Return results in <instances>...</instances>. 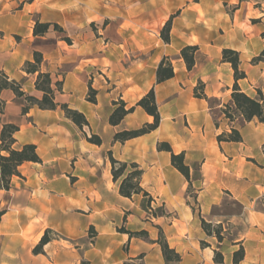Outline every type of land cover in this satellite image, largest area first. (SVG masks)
I'll use <instances>...</instances> for the list:
<instances>
[{
  "label": "crops",
  "instance_id": "1",
  "mask_svg": "<svg viewBox=\"0 0 264 264\" xmlns=\"http://www.w3.org/2000/svg\"><path fill=\"white\" fill-rule=\"evenodd\" d=\"M38 1L0 0V73L41 97L38 73L27 72L25 65L34 61L35 50L42 51V70L51 72L54 82L63 81L57 100L84 112L89 125L80 128L60 107L35 105L24 114L25 101L14 90L0 88V134L4 123L18 124L15 145L34 143L42 158L23 163L12 187L0 189L6 210L0 221V264H123L141 254L146 264H166L157 241L160 228L181 254V264H217L218 247L206 237L218 242L224 264H233L239 242L246 250L240 264H264V209L254 208L264 198V122L231 121L223 112L236 81L231 63L223 60L224 48L240 52V68L246 72L239 80L242 90L253 97L261 91L264 97V61H252L264 48V0H118L121 14H102L109 21H95L96 30L94 19L86 16L101 0H80L75 14H70L73 5H67L70 18L60 0ZM172 15L167 43L161 30ZM36 18L59 23L65 35L57 36L59 31L51 28L45 36H35ZM187 45L199 46L191 70L181 56ZM166 56L173 60L175 75L158 82L157 68ZM199 82L209 99L195 95ZM90 84L97 90L96 103L87 99ZM152 88L160 126L116 141V132L139 128L154 117L136 106L122 122L111 124L114 103L134 106ZM232 127L243 140L220 141L218 135ZM86 133L99 134L103 143L90 142ZM160 141H168L176 153L185 152L197 202L188 191L189 180L172 164L171 152L158 149ZM109 152L139 164L141 184L153 197L151 207H163L165 214L154 216L143 193H120L121 179L114 180ZM227 198L243 207L249 224L243 237L232 240L228 254V237L219 242L201 221V216L213 223H222L223 217L227 223L234 220L235 214L214 212ZM123 226L145 229L150 239L131 237L119 230ZM47 229L58 236L44 252L35 253Z\"/></svg>",
  "mask_w": 264,
  "mask_h": 264
},
{
  "label": "trees",
  "instance_id": "2",
  "mask_svg": "<svg viewBox=\"0 0 264 264\" xmlns=\"http://www.w3.org/2000/svg\"><path fill=\"white\" fill-rule=\"evenodd\" d=\"M172 15L165 23L161 30V36L165 42L171 41V29ZM53 28L59 32H64V28L57 22H43L40 18L35 19L34 35L45 36L50 29ZM64 39L71 41L70 37L64 36ZM199 50L198 45H187L182 48L181 56L185 60L188 69H192L196 64V54ZM223 60L230 62L235 73V84L232 91V100L230 103L225 105L223 112L227 118L231 121H236L239 117H242L245 121H251L257 118L260 122H264V97L261 91L259 96L253 97L247 94L239 85V80L246 77V72L240 68V52L233 48L223 49ZM44 61L43 52L40 50L34 51V61H28L25 65V69L30 73H38L36 80L37 90L42 92V96L39 97L35 94L26 93L22 89V85L15 79H10L8 75L0 73V88H10L14 90L18 98H22L25 103L23 106V113L29 112L30 108L37 105L42 109H56L60 107L64 110L66 116L74 121L80 128L89 125L86 114L77 108H73L67 102H60L57 100L58 92L63 91V81H53L51 72L42 70V63ZM252 61L258 63L264 61V48L255 56ZM175 75L173 60L171 57H164L157 68V81L163 82L167 79L172 78ZM195 95L197 97L207 98L208 95L204 92V84L199 82L195 88ZM87 99L91 102H97V90L90 84L89 93ZM115 108L113 109L109 120L111 124H119L125 118V116L134 111L136 106L143 107L146 112L154 117L153 122H146L139 128L125 129L118 131L114 135L116 141H126L128 139L138 137L140 135L149 133L160 126L161 114L156 99L155 88H152L147 92L134 106H128L123 100L116 101ZM3 112L2 104L0 103V113ZM20 129V126L16 123H4L0 134V189L9 190L12 187V179L14 176H21L20 167L26 161L41 162L42 158L37 151V146L34 143H25L21 146H16L17 139L15 133ZM87 139L96 144H102L103 139L99 134L88 135ZM220 141H242L243 136L239 129L232 127L231 131H224L218 135ZM159 150H166L171 152L172 164L182 172L190 182L189 193L192 192V181H191V167L186 163L185 152L176 153L171 144L168 141L158 142ZM264 152V144H263ZM110 160L112 163V174L114 180L121 179L120 182V193L123 196L132 197L134 194L143 193L147 197L146 207L149 208L154 216L163 215L166 212L162 210L161 213L157 212V209L151 207V201L153 197L151 194L143 188L141 181L143 175V169L140 168L136 162H125L116 159L111 152H109ZM196 200V195H192ZM197 202V200H196ZM238 203V202H237ZM195 209V206H194ZM6 210L2 207V201L0 199V221ZM202 226L209 236H214L219 242L227 237L226 229L223 223H213L203 216H201ZM122 232H127L131 237H141L144 239H150L149 232L145 229L142 230H129L125 226L119 228ZM58 233L52 229H47L42 236L40 242L35 246L34 252H44L45 245L50 242L53 238H56ZM162 247L166 264H181L182 256L173 247L170 246L162 228H160L159 238L157 240ZM204 246H210L207 241H202ZM239 248L233 252L232 260L233 264H240L246 256V250L244 245L239 242ZM214 261L217 264H224V253L218 246L214 249ZM123 264H146L144 261V254L137 257L131 258L125 261Z\"/></svg>",
  "mask_w": 264,
  "mask_h": 264
},
{
  "label": "rangeland",
  "instance_id": "3",
  "mask_svg": "<svg viewBox=\"0 0 264 264\" xmlns=\"http://www.w3.org/2000/svg\"><path fill=\"white\" fill-rule=\"evenodd\" d=\"M26 1H32V0H26ZM48 1H51L53 2V0H39L38 2L39 3H47ZM62 3H61V9L63 12L66 11V15L68 18H70V15H69V10L67 9V5H73L74 9L76 10V8L81 7L82 3L80 0H60ZM102 4H98L96 6V11H92L91 14L87 15L86 16V19H94V22L93 24H91V27L92 29L96 30L97 27H96V23L95 21H100V22H103V23H107L109 21V18H107V16H117L121 14L120 12V9H122V5L120 4V2H118V0H101ZM117 7H119L120 9H117ZM99 8V9H97ZM72 10L70 12V14H75L77 13V10ZM98 10V11H97ZM102 14H105L107 15L106 18H102L101 15ZM83 15V14H81ZM72 16V15H71ZM73 18L74 15L72 16ZM57 36H63L65 35V33H61V32H56ZM52 39H56L55 37ZM195 177L198 176V172H195L194 174ZM193 189H192V192H191V196L193 195ZM258 202V203H257ZM256 203H254V208H257V209H264V198L260 199L259 201H257ZM157 212L161 213L162 210H164L163 207H157ZM243 207L237 203L234 199L232 198H227L224 203L220 206V207H216L214 212L217 213V214H220V215H229V216H232V215H236V217H232L234 220H232L230 223H227V220L228 218L227 217H223V222L222 223H226V235L228 237V240H227V246L225 247L224 251L228 254V251H230V248H231V243H232V240L234 239H239L241 237H243L246 232H247V227L249 226L248 222L246 221V218L244 216H242V211H243ZM165 211V210H164ZM241 216V217H240ZM241 218V219H239ZM206 239L209 241V242H212L214 244V246L218 247V242L214 239H211L209 237H206ZM226 264H231L230 263V260L226 263Z\"/></svg>",
  "mask_w": 264,
  "mask_h": 264
}]
</instances>
